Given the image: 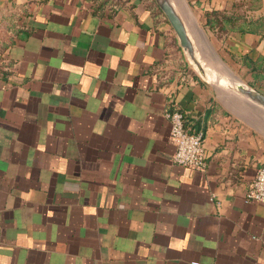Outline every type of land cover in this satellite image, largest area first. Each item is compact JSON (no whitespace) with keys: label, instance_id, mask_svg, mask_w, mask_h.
Here are the masks:
<instances>
[{"label":"crops","instance_id":"crops-1","mask_svg":"<svg viewBox=\"0 0 264 264\" xmlns=\"http://www.w3.org/2000/svg\"><path fill=\"white\" fill-rule=\"evenodd\" d=\"M189 1L235 17L223 60L264 94V0ZM118 2L0 0V264H264V135L222 93L258 110L194 72L153 0ZM173 108L206 169L174 162Z\"/></svg>","mask_w":264,"mask_h":264},{"label":"water","instance_id":"water-1","mask_svg":"<svg viewBox=\"0 0 264 264\" xmlns=\"http://www.w3.org/2000/svg\"><path fill=\"white\" fill-rule=\"evenodd\" d=\"M155 2L174 29L186 60L194 72L204 82L255 107L258 112L264 113L263 93L238 78L228 68L227 71H220L208 62L203 51L204 49L196 40L194 30L190 26L179 0H155ZM202 34L204 36L203 42H206V45L211 49L214 56L223 62L213 49L203 29Z\"/></svg>","mask_w":264,"mask_h":264},{"label":"built area","instance_id":"built-area-1","mask_svg":"<svg viewBox=\"0 0 264 264\" xmlns=\"http://www.w3.org/2000/svg\"><path fill=\"white\" fill-rule=\"evenodd\" d=\"M116 6L113 5L112 8ZM166 116L171 122V138L176 147L174 162L197 170L206 169L207 151L204 145V132H189L185 127L184 114L177 108L169 110ZM245 200L264 203V160L246 191Z\"/></svg>","mask_w":264,"mask_h":264},{"label":"rangeland","instance_id":"rangeland-1","mask_svg":"<svg viewBox=\"0 0 264 264\" xmlns=\"http://www.w3.org/2000/svg\"><path fill=\"white\" fill-rule=\"evenodd\" d=\"M155 1V0H154ZM186 4H188V8L191 15L194 17V19L198 22V25L206 32V35L213 47V49L216 51V53L219 55L220 59L223 60L222 57V45H220V40L222 39V30L216 29L212 30L205 26L204 21V15L203 12H201L199 9L194 7V5L189 0H183ZM206 17V13H205ZM218 40V41H217ZM206 59L208 62L218 68L220 71H227V68L233 72L234 74H237V71L231 66L229 63H227L225 60L218 62L215 56H213L210 53V49L206 48L203 50ZM219 60V59H218ZM225 63V64H224ZM226 66V67H225ZM228 70V71H229ZM222 102L234 113H236L237 116H241L244 118L247 122H249L258 132L264 135V113L251 110L249 108H245L244 106L239 105L232 97L226 96L224 93H222Z\"/></svg>","mask_w":264,"mask_h":264},{"label":"trees","instance_id":"trees-1","mask_svg":"<svg viewBox=\"0 0 264 264\" xmlns=\"http://www.w3.org/2000/svg\"><path fill=\"white\" fill-rule=\"evenodd\" d=\"M100 7L105 6H113L118 5L119 0H99ZM154 4L156 5L155 1L153 0ZM158 8V6L156 5ZM159 9V8H158ZM161 12V10L159 9ZM162 13V12H161ZM163 14V13H162ZM235 17L228 15L222 11H211L206 13V23L205 26L212 30H222L223 33L228 32L230 30H234L236 28Z\"/></svg>","mask_w":264,"mask_h":264},{"label":"bare ground","instance_id":"bare-ground-1","mask_svg":"<svg viewBox=\"0 0 264 264\" xmlns=\"http://www.w3.org/2000/svg\"><path fill=\"white\" fill-rule=\"evenodd\" d=\"M179 3H180V6L182 7V10H183L188 22L190 23V26L194 30V36H195L196 40L198 41V43L202 46L203 49H206V48L210 49L206 45V42H203L204 36L202 34V28L198 25V22L191 15L192 13L190 12L189 8L187 7L188 4H186L183 0H179ZM210 53L214 56L211 49H210ZM215 58L217 59L218 62H220V60H218L217 57H215Z\"/></svg>","mask_w":264,"mask_h":264}]
</instances>
